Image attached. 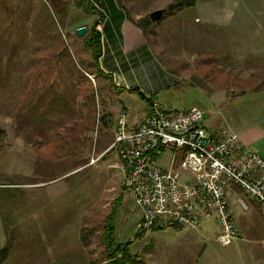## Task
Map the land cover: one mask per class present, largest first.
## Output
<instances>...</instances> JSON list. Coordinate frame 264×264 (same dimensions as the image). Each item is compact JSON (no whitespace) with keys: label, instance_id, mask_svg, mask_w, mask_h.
Here are the masks:
<instances>
[{"label":"rangeland","instance_id":"1","mask_svg":"<svg viewBox=\"0 0 264 264\" xmlns=\"http://www.w3.org/2000/svg\"><path fill=\"white\" fill-rule=\"evenodd\" d=\"M135 1L129 17L154 13L134 21L153 58L181 78L154 96L157 104L179 112L198 108L225 128L242 113L248 121L264 119V0L208 3L216 6L215 22L198 11L203 0L173 15L166 9L178 0ZM89 18L72 0H0V186L17 187L0 195L3 264H105L106 223L139 264H198V237L206 245L202 259L225 254L226 247L199 229H161L134 239L140 209L124 191L116 152L106 150L118 116L138 123L150 106L95 75L82 46L87 34L75 35L79 25L88 29ZM163 153L160 166L170 157ZM252 220L260 233L262 220Z\"/></svg>","mask_w":264,"mask_h":264},{"label":"built area","instance_id":"2","mask_svg":"<svg viewBox=\"0 0 264 264\" xmlns=\"http://www.w3.org/2000/svg\"><path fill=\"white\" fill-rule=\"evenodd\" d=\"M203 122L204 113L195 107L176 112L155 106L131 131L125 116H118L106 152L114 150L121 159L124 191L142 213L136 232L154 227L198 230L214 221L217 242L227 247L240 235L229 205L230 190L237 188L264 205V160L230 131L219 137L209 134ZM166 150L171 158L162 170L152 155Z\"/></svg>","mask_w":264,"mask_h":264},{"label":"crops","instance_id":"3","mask_svg":"<svg viewBox=\"0 0 264 264\" xmlns=\"http://www.w3.org/2000/svg\"><path fill=\"white\" fill-rule=\"evenodd\" d=\"M197 1L198 0H196V2ZM203 1L202 2L204 4L200 5V9L197 10L201 12V15H207L209 19H212L215 22L216 15H211V13L216 12V6H212L211 4L208 5V3H218L220 1ZM135 2V0L89 1V3L101 13L103 18L102 21L98 22L97 26V30L101 35L102 53L99 59L101 70L105 74L112 77V84L116 88H120L122 90L121 93L119 92V95H127L130 97L133 94L136 95L131 90H137L141 92V94H143L147 100L149 99L152 104L156 103L154 101V96L159 93V91L171 87L173 81H178L181 78L171 72L166 74L162 69V66L153 58L155 52L151 50L152 44L150 45L146 40L143 29L134 22L136 19L140 18L138 14H144V12L136 11V18L133 16H128L130 13L129 9L136 7ZM200 2L197 3L200 4ZM195 6L193 8H195ZM146 14L147 16L154 15V13H151V11L146 12ZM146 14H144V16H146ZM96 19L97 17H91L87 21H90L91 23ZM82 25H79L78 28H80ZM82 27H85V25ZM213 80L214 79L207 81L211 82ZM260 90L261 95L264 94V86ZM234 93L235 92L233 91L231 95L233 94L232 98L236 99V93ZM253 99L254 98L252 97L251 100ZM141 101L148 103V101ZM221 102L222 101H219V104ZM224 102L227 104L226 101ZM230 102L236 104L241 103L238 100ZM117 106H124L123 108L125 109L126 113L125 104H118ZM150 109L147 111V114L143 117V119L138 123L134 121V117L126 114L128 130H136L144 121L145 117L148 116ZM232 109H234V107H232ZM252 110L249 112V114H252ZM213 119L214 118L212 116H207V118L204 116V126L209 134L219 137L221 132L226 129L237 135L240 143L255 152L264 160V119L258 122L248 121L245 118V113H242L240 120L238 118L236 120V115L233 118H228V123H225L226 128L219 126L218 122ZM163 152L164 151L152 155V159L154 160L155 164H158V167H160L162 170H166L169 166L171 152L169 151L170 157L167 164L160 166L162 163L159 162L164 155ZM115 158L117 160V163L115 164H117L116 166L121 174L123 173V163L118 156ZM109 167L113 168L114 166L110 165ZM228 197L230 209L233 215V221L240 233L239 238L235 240L230 246L225 248L227 249V252L223 254L224 256H217L215 259H213L214 257H212L210 254L209 256L202 259L201 256L204 253L203 251L206 249V245L203 244L205 242L199 241L200 237H198V242L202 244V251L199 255L198 264H264V205L246 196L237 188H232ZM238 200H241L245 207L241 206ZM121 202V198L118 199L114 209H116L121 204ZM121 208L125 212V207L121 206ZM141 217L142 213L140 211L137 224L140 222ZM253 218L261 219L263 222V228L260 233L254 232L255 220H252ZM199 230L210 233L214 242L219 245L216 238L217 226L214 221L203 224ZM211 231L214 233V235L211 233ZM205 260H208V263L203 262Z\"/></svg>","mask_w":264,"mask_h":264},{"label":"trees","instance_id":"4","mask_svg":"<svg viewBox=\"0 0 264 264\" xmlns=\"http://www.w3.org/2000/svg\"><path fill=\"white\" fill-rule=\"evenodd\" d=\"M72 2L74 4L75 8L78 9V10H81L87 17H97V19L94 20L93 22H91V24L88 26L87 35L82 39V46H83L84 50L86 52H88L89 55H90L92 68H93V70L95 69L94 71H96L95 75H98L99 78H105L106 80H108L111 83L113 89L115 91H118V92L121 93L122 90L120 88H116L112 84V77L107 75V74H105L101 70L100 65H99V59L101 57L102 47H101V35L98 32V30H97V26H98V22L102 21V19H103L102 16H101V13L98 12L96 10V8L93 7L88 1H85V0H72ZM195 5H196V0H178V1L170 4L167 7L166 10H168L169 13L171 15H173L174 13L182 11L183 9L193 8ZM147 22L150 23V21H147ZM137 25L139 27H141L139 24H137ZM82 26H84V25H82ZM82 26H80V27H82ZM261 86H264V82L261 84ZM258 89H259V87L255 88L253 90L243 91L242 94L246 93V92L256 91ZM131 91L134 92L137 96H139L141 100L148 101L151 109H150V112H149L148 116L145 117V119H147L149 116H151L155 106L162 107L161 105H159L157 103H152L151 104V101L149 99L147 100L143 96V94H141V92H139L137 90H131ZM91 97L94 98V93L91 94ZM118 104H122V102L118 100L117 101V105ZM123 107L121 106V107H119V109H121L123 112H125V109ZM166 109L167 110L176 111V110H173V109H170V108H166ZM176 112H179V111H176ZM123 115L125 116V122H126V125H127L126 115L125 114H123ZM145 119H144V121H145ZM102 121L104 122L105 119L102 118ZM203 124H204V122H203ZM204 128H205V126H204ZM16 188L17 187H11L10 184L6 185V187L0 186V195L1 194L5 195V194H8V193H13L11 191H13V189L15 190ZM113 215H114V211H113V213H111L110 215L107 216L106 222L107 221H112L113 220ZM2 217L7 218V215H5V216L2 215ZM161 229H163V228L154 227V228H152L151 231L155 232V231H158V230H161ZM114 230H115V228L112 226V224L107 225V223L105 224V226L103 228V234H102L101 240H102V243L104 245L105 264H139V263L136 262V260H134L132 258L131 254L128 252V250H127L128 243L127 244H121V243L120 244L119 243L116 244L115 243V239H114V236H113ZM144 233H145L144 231L136 232L134 239H138ZM82 242L85 243V239L83 237H82ZM6 249H8L7 246H5L4 248L0 249V264H3V262L7 258L8 250H6ZM140 264H143V263L140 262Z\"/></svg>","mask_w":264,"mask_h":264},{"label":"water","instance_id":"5","mask_svg":"<svg viewBox=\"0 0 264 264\" xmlns=\"http://www.w3.org/2000/svg\"><path fill=\"white\" fill-rule=\"evenodd\" d=\"M160 13H158L159 15ZM87 28L86 27H80V28H77L75 30V35L77 36V38H81L83 36H85L87 34Z\"/></svg>","mask_w":264,"mask_h":264}]
</instances>
